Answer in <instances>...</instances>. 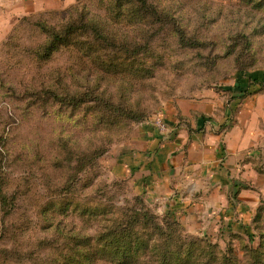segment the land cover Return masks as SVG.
<instances>
[{"label": "rangeland", "instance_id": "1", "mask_svg": "<svg viewBox=\"0 0 264 264\" xmlns=\"http://www.w3.org/2000/svg\"><path fill=\"white\" fill-rule=\"evenodd\" d=\"M25 16L0 36V264H112L94 239L139 195L117 158L147 119L231 103L241 71L264 72V0H39ZM143 199L199 243L184 264H264V194L228 226Z\"/></svg>", "mask_w": 264, "mask_h": 264}, {"label": "crops", "instance_id": "2", "mask_svg": "<svg viewBox=\"0 0 264 264\" xmlns=\"http://www.w3.org/2000/svg\"><path fill=\"white\" fill-rule=\"evenodd\" d=\"M38 1L0 0V36L13 25L10 18L36 12ZM253 79L257 82L242 98L227 90L231 103L215 96L193 105V115L182 119L173 110L159 113L166 131L152 121L142 123L135 142L117 158L114 174L126 178L149 204L172 206L192 220L211 216L227 226L238 218L248 221L264 194V174L259 172L264 171V72L240 74L229 86L240 82L249 87ZM237 108L232 123L218 131Z\"/></svg>", "mask_w": 264, "mask_h": 264}, {"label": "trees", "instance_id": "3", "mask_svg": "<svg viewBox=\"0 0 264 264\" xmlns=\"http://www.w3.org/2000/svg\"><path fill=\"white\" fill-rule=\"evenodd\" d=\"M256 82L257 79L249 87L239 82L227 90L234 94V98H242L250 94V88ZM226 126L225 123L221 124V129ZM134 199L135 206L128 207V212L120 213L102 226L94 239L98 246L96 251H101L99 254L112 264H184V261L194 259L197 252L195 246L199 243L182 239L169 220L164 219L163 223H159L158 217L147 209L141 195ZM86 241L91 246L93 239L88 237ZM146 256L149 258L146 259ZM226 259L223 255L220 264H226Z\"/></svg>", "mask_w": 264, "mask_h": 264}, {"label": "built area", "instance_id": "4", "mask_svg": "<svg viewBox=\"0 0 264 264\" xmlns=\"http://www.w3.org/2000/svg\"><path fill=\"white\" fill-rule=\"evenodd\" d=\"M147 121H152L160 131H166L167 130V125L165 121L163 120V117L159 114L155 115L154 118L148 119Z\"/></svg>", "mask_w": 264, "mask_h": 264}]
</instances>
